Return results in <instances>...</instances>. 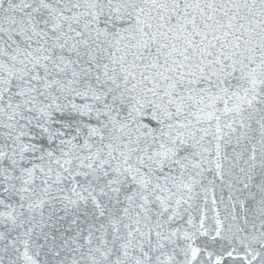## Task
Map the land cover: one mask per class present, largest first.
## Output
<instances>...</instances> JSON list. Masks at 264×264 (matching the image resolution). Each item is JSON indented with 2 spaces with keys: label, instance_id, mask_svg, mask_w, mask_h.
Returning a JSON list of instances; mask_svg holds the SVG:
<instances>
[{
  "label": "snow or ice",
  "instance_id": "1",
  "mask_svg": "<svg viewBox=\"0 0 264 264\" xmlns=\"http://www.w3.org/2000/svg\"><path fill=\"white\" fill-rule=\"evenodd\" d=\"M264 264V0H0V264Z\"/></svg>",
  "mask_w": 264,
  "mask_h": 264
},
{
  "label": "water",
  "instance_id": "2",
  "mask_svg": "<svg viewBox=\"0 0 264 264\" xmlns=\"http://www.w3.org/2000/svg\"><path fill=\"white\" fill-rule=\"evenodd\" d=\"M5 264H6V262H5Z\"/></svg>",
  "mask_w": 264,
  "mask_h": 264
}]
</instances>
